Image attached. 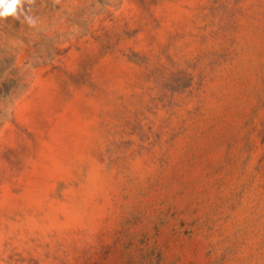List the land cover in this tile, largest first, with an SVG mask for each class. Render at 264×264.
<instances>
[{
	"label": "rangeland",
	"instance_id": "rangeland-1",
	"mask_svg": "<svg viewBox=\"0 0 264 264\" xmlns=\"http://www.w3.org/2000/svg\"><path fill=\"white\" fill-rule=\"evenodd\" d=\"M0 264H264V0L0 17Z\"/></svg>",
	"mask_w": 264,
	"mask_h": 264
},
{
	"label": "clouds",
	"instance_id": "clouds-1",
	"mask_svg": "<svg viewBox=\"0 0 264 264\" xmlns=\"http://www.w3.org/2000/svg\"><path fill=\"white\" fill-rule=\"evenodd\" d=\"M21 3L22 0H0V17L15 14Z\"/></svg>",
	"mask_w": 264,
	"mask_h": 264
}]
</instances>
